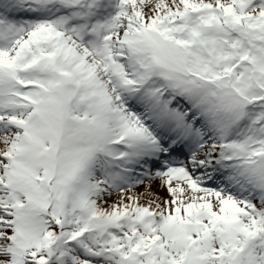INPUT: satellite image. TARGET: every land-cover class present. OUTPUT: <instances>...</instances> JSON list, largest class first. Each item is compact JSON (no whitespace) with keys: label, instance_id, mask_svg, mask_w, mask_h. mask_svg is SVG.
I'll return each mask as SVG.
<instances>
[{"label":"snow or ice","instance_id":"obj_1","mask_svg":"<svg viewBox=\"0 0 264 264\" xmlns=\"http://www.w3.org/2000/svg\"><path fill=\"white\" fill-rule=\"evenodd\" d=\"M0 264H264V0H0Z\"/></svg>","mask_w":264,"mask_h":264}]
</instances>
